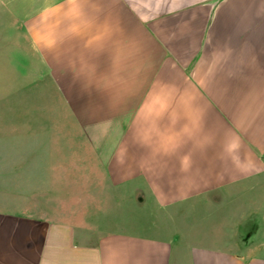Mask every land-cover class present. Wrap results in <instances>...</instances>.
I'll list each match as a JSON object with an SVG mask.
<instances>
[{
  "label": "crops",
  "instance_id": "crops-1",
  "mask_svg": "<svg viewBox=\"0 0 264 264\" xmlns=\"http://www.w3.org/2000/svg\"><path fill=\"white\" fill-rule=\"evenodd\" d=\"M1 125L0 264H264V0H0Z\"/></svg>",
  "mask_w": 264,
  "mask_h": 264
},
{
  "label": "rangeland",
  "instance_id": "rangeland-1",
  "mask_svg": "<svg viewBox=\"0 0 264 264\" xmlns=\"http://www.w3.org/2000/svg\"><path fill=\"white\" fill-rule=\"evenodd\" d=\"M2 71H4L3 69L1 70V73ZM10 130L9 129H5L4 126H0V135L1 136H6V134H9ZM16 133L19 134V131H17Z\"/></svg>",
  "mask_w": 264,
  "mask_h": 264
}]
</instances>
